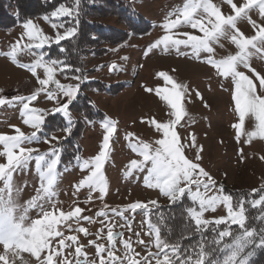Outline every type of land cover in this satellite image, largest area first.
I'll list each match as a JSON object with an SVG mask.
<instances>
[{"label": "snow or ice", "instance_id": "obj_1", "mask_svg": "<svg viewBox=\"0 0 264 264\" xmlns=\"http://www.w3.org/2000/svg\"><path fill=\"white\" fill-rule=\"evenodd\" d=\"M79 3L80 0H75L72 6L60 3L42 17L56 30L54 37L46 35L31 19L27 20L22 25L24 31L21 40L12 44L10 51L4 53L11 63L35 78L37 87L27 96L17 94L10 98L4 97L0 89V107L19 105L21 123L32 129L30 133H25L21 127L9 125L14 134L0 133V157L3 158V162H0V264H221L219 256L213 258L214 253H224L222 264H248L252 252L246 253V249L253 245L264 248V227H261L259 233L255 228L247 227L246 206L259 209L260 215L256 218L264 221V182L259 188L247 194L241 193L237 198L224 192L223 185H218L216 179L202 167L200 161L203 159V147L198 145L196 136L193 133L185 136L180 134V128L183 127L181 121L186 116L182 100L192 102L191 96L194 93L196 99L202 101L201 93L195 89L190 91L187 84L178 82L163 71L156 73V76L166 86L170 85V89L142 87L146 93L154 92L161 101L166 102L171 110L168 113L169 119L167 122H158L154 118L141 121L160 134L161 138L155 139L154 144L140 141L132 132L125 134L128 147L140 159L130 160L123 176L127 179L134 171H146L144 186L158 190L170 204L180 202L187 196L192 205L186 208L187 217L194 223V233L200 236V240L183 246L179 240L172 243L162 238L160 227L151 219V207H159L156 200L132 202L123 207H110L104 202L108 184L103 175V167L110 156L112 138L117 132V122L108 117L99 122L103 135L98 153L83 161L79 156L75 157L81 171L87 174L74 185L73 196L86 188L85 199L74 200L70 209L64 210L54 198L57 166L61 159V138L53 134L41 139L38 133L42 132L47 115L58 113L66 121L60 130L64 132L65 138L71 135L73 119L70 105L77 99L80 85L86 82L87 77L82 69L73 68L65 60L46 58L48 52L40 50L55 44L60 46V52H66L61 42L77 34ZM222 3L229 8V14H225L212 0H185L182 7L168 13L160 25L165 34L150 43L144 54L147 56L162 46L165 52L175 50L177 55L189 56L207 64L221 78H231V98L238 117V122L232 127L237 143L241 142L242 134L246 136L244 143H250L254 138L264 140V74L257 72L250 64L253 54L264 57V0H241L240 3L236 0H222ZM252 11L257 12L259 22L249 15ZM65 17L69 21L77 19V25L65 27L62 21ZM243 19H247L254 35L248 36L237 27L238 21ZM181 28H190L198 34L175 31ZM24 37L27 42H23ZM225 39L237 51L223 58H214V46ZM182 48L188 51H181ZM21 51L33 56V60L30 63L20 62L18 53ZM202 53L207 54L203 59ZM120 59L126 61L128 57ZM99 67L102 69L105 65ZM107 67L109 72L120 70L115 62ZM241 68L259 81V89ZM58 73L63 74L64 79L77 83H61L57 78ZM69 73L78 74L69 76ZM41 97L55 106L51 109L34 106L40 102ZM246 117L254 119L255 128L243 133ZM133 140L136 142L133 143ZM39 143L49 145L48 150L41 152L38 147L30 146ZM188 150L194 153L191 158L186 154ZM238 154L242 155V151ZM32 160L35 161L40 183L35 195L21 205L15 199L20 189L14 188L13 175L27 169ZM94 199L101 201L99 210L93 216L85 215V212L92 211L87 206ZM80 203L85 207H80ZM221 205L226 213L224 216L204 218L206 212H215ZM32 210L36 211V218L29 216ZM137 210L144 216L142 224L147 225V230L136 231L130 215H126L136 213ZM116 218H119V228L126 229L130 234L126 238L122 231H115ZM163 219L162 215L158 217L161 223ZM93 223L101 226L95 233L83 226ZM210 225H214L211 229L213 236L207 240L204 232ZM220 225H225L223 230ZM232 225L238 226V233L232 230ZM143 237H148V241ZM226 238H231V242ZM134 245L141 250L137 251ZM88 248L94 249L91 259Z\"/></svg>", "mask_w": 264, "mask_h": 264}, {"label": "rangeland", "instance_id": "obj_2", "mask_svg": "<svg viewBox=\"0 0 264 264\" xmlns=\"http://www.w3.org/2000/svg\"><path fill=\"white\" fill-rule=\"evenodd\" d=\"M129 1L133 9L151 23L150 32L140 38L130 36L125 41L115 45H100L99 47L106 49V53L102 57L87 56L84 59V69L93 71L85 75L87 77L86 82L101 81L106 85L102 93L90 90L86 94L104 112L105 117L117 122V132L112 138L110 156L103 167V175L108 184L104 202L110 207H123L137 201L147 203L151 200H156L162 206L170 203L166 197L159 194L158 190L144 186L146 171H134L127 179L123 176L128 162L132 159H140L128 147V141L124 139L125 134L132 132L140 141L154 144L155 139L161 138L160 134L153 127L147 123H141V121L154 118L158 122H167L169 119L168 113L171 110L167 107L166 102L161 101L154 92L151 94L146 93L142 87L143 85L153 89L157 87H168L170 89V85L166 86L164 81L156 76V73L160 71L171 75L178 82L187 84L190 91L192 89L198 90L203 97L201 101L196 99L193 93L191 96L192 102H188L187 99L182 100V104L186 109V116L181 121L183 127L180 128L181 136L193 133L196 136L198 145L203 147V159L200 161L202 167L216 179L218 185L222 184L228 190L251 191L254 188H259L260 184L264 182V159H261L264 156V140L254 138L250 143H244L246 136L242 134L241 142L237 143L235 130L232 127L234 123L238 122V117L235 114L234 102L231 98L233 89L231 78H221L207 64L189 56L177 55L175 50L165 52L162 46L152 50L147 56L144 54L150 43L155 42L165 34L160 25L168 13L177 7H182L185 0ZM212 2L220 6L225 14H229L230 10L227 5L222 3V0H212ZM236 2L240 3L241 0H236ZM249 15L253 20L259 22L256 11L250 12ZM31 20L46 35L55 36L56 30L50 26V23L45 22L42 17ZM97 21L117 30L125 29L112 16H102L97 18ZM22 25L23 23L14 28L0 29V89L3 90L2 95L8 98L17 94L27 96L37 87L35 78L30 73L16 67L4 54L10 51L12 44L21 40L24 31ZM237 27L248 36L254 35L247 19L238 21ZM59 31L63 32V29ZM175 31L193 32L190 28H181ZM193 34L198 33L193 32ZM23 42H27L26 37L23 38ZM113 49H118V51L113 52ZM40 51L47 50L42 49ZM181 51L188 50L182 48ZM236 51L235 46L228 40H221L218 45L214 46V58H223L229 54H235ZM252 51L254 52V50ZM206 55L202 53L201 58H205ZM124 56L128 59L121 61L120 58ZM18 59L22 63H30L33 56L21 51L18 53ZM113 62L118 65L119 71H108L107 65ZM250 64L257 72L264 74V57L261 54H253L250 57ZM101 65H105V67L100 69L99 66ZM240 70L245 71L259 89V81L255 80L252 74L245 69L241 68ZM40 74L42 76V72ZM57 78L60 79L61 83H77V81L71 79H64L59 73ZM34 106L41 109H51L55 105L41 97L40 102L34 104ZM19 111V105L0 107V133L14 134L9 125L19 126L25 133L32 131V129L21 123ZM58 115L63 117L61 114ZM254 128V119L246 117L242 132L246 133L254 130ZM38 135L41 139L48 136L44 126L42 132ZM54 135L61 138V140L65 138L63 131ZM102 135L103 130L99 122L90 123L86 126L80 141L81 152L79 157L81 161L92 158L98 153ZM135 142L136 140H133V143ZM30 146L38 147L41 152H46L49 148V145L43 143ZM241 151L242 155L238 154ZM186 154L191 158L194 153L188 150ZM0 162H3L2 157H0ZM57 172L58 178L54 186V198L60 202V206L64 210H69L74 200L83 201L86 197V188L81 189L75 197L73 191L74 185L87 173L81 171L77 161L65 170H60L58 164ZM39 183L34 160L29 162L27 169L14 173V188L20 189L18 195L15 196L17 203L23 205L35 195ZM0 187H2V183H0ZM100 204L99 199H94V202L87 206L92 211L85 212V215L93 216L95 211L99 210ZM79 206L85 207L83 203H80ZM225 214L221 205L215 212H206L204 218L214 219ZM36 215L35 210L29 212L31 218H36ZM109 215L111 216L110 212ZM126 215H130L132 226L136 231L147 230V225L142 224L144 216L140 210L132 214L126 213ZM116 222L115 231H122L125 238L130 235L126 229L119 228V218H116ZM83 226L88 227L92 233H95L101 227L98 223L84 224ZM143 238L145 241L149 239L148 237ZM84 242L86 243V241ZM119 247V244H117V248ZM134 247L137 251L141 250L139 246L134 245ZM87 252L91 259L94 249L88 248Z\"/></svg>", "mask_w": 264, "mask_h": 264}, {"label": "trees", "instance_id": "obj_3", "mask_svg": "<svg viewBox=\"0 0 264 264\" xmlns=\"http://www.w3.org/2000/svg\"><path fill=\"white\" fill-rule=\"evenodd\" d=\"M74 2L75 0H0V29L14 28L29 19L49 14L60 3L72 6ZM77 11L79 15L76 36L61 42L66 52H60V46L55 44H52L46 50L48 52L47 58L65 60L73 68L82 69L84 75L93 72L92 70L84 69V59L87 56L102 57L106 53V49L99 47L100 45H115L125 41L130 36L144 37L151 29V23L133 9L129 0H80ZM102 16L114 17L125 29L117 30L97 21V18ZM62 21L65 22V27L77 25V19L69 21V18L65 17L62 18ZM72 74L78 73H69L68 75L71 76ZM60 75L64 78L63 74ZM104 86H106L105 83L101 81L83 83L80 86L77 99L70 105L73 127L71 135L64 138L59 145L61 148L60 170L72 166L76 161L75 157L80 155V141L90 121L100 122L104 119L105 114L86 94L90 90L102 93ZM65 124V119L60 115L49 114L46 117L44 129L47 135L50 136L62 132L60 129ZM223 189L225 193L231 194L234 198H237L241 193L247 194L251 192L248 190H228L225 186H223ZM158 205V208L151 207V219L160 227L162 238L172 243L179 240L183 246L194 244L200 240V236L194 233V223L187 217L186 208L192 206L187 196L174 204ZM246 207L248 209L246 225L249 229L255 228L257 233H259L261 227H264V221L256 218L260 215V211L250 205ZM161 215L164 218L162 223L158 220ZM212 227L214 225H210L209 229L204 232V237L207 240H211L213 236ZM219 227L223 230L225 225H220ZM231 227L234 232H239L237 225H232ZM190 233V238H187ZM226 240L231 242V238H226ZM212 247L215 246L212 245ZM248 251L252 252L248 259V264H264V248L253 245L246 249V253ZM217 256L220 257L222 264L224 253H214L213 258Z\"/></svg>", "mask_w": 264, "mask_h": 264}]
</instances>
